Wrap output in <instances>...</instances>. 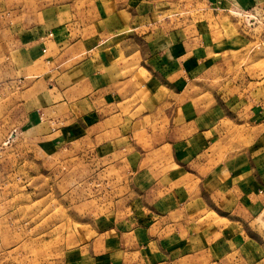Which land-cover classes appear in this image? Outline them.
Here are the masks:
<instances>
[{
	"label": "crops",
	"instance_id": "crops-1",
	"mask_svg": "<svg viewBox=\"0 0 264 264\" xmlns=\"http://www.w3.org/2000/svg\"><path fill=\"white\" fill-rule=\"evenodd\" d=\"M166 9L184 11L0 0V56L22 104L128 175V192L95 218L87 264H264V122L255 107L226 114L202 82L219 54L208 22H161Z\"/></svg>",
	"mask_w": 264,
	"mask_h": 264
},
{
	"label": "rangeland",
	"instance_id": "rangeland-1",
	"mask_svg": "<svg viewBox=\"0 0 264 264\" xmlns=\"http://www.w3.org/2000/svg\"><path fill=\"white\" fill-rule=\"evenodd\" d=\"M207 1L209 11L200 12ZM161 4L184 10L166 9L161 22H208L219 54L210 59L209 78L202 82L224 100L227 115L242 116L255 107L253 121L264 122V0ZM22 84L1 54L0 264H87L95 218L128 192V175L120 163L97 156L71 126L47 124L40 108L22 104Z\"/></svg>",
	"mask_w": 264,
	"mask_h": 264
},
{
	"label": "built area",
	"instance_id": "built-area-1",
	"mask_svg": "<svg viewBox=\"0 0 264 264\" xmlns=\"http://www.w3.org/2000/svg\"><path fill=\"white\" fill-rule=\"evenodd\" d=\"M263 45H264V37H263Z\"/></svg>",
	"mask_w": 264,
	"mask_h": 264
}]
</instances>
